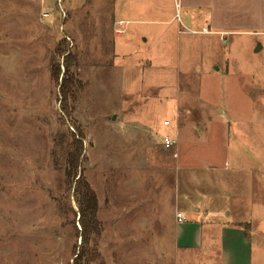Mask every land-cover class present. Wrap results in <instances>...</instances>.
Segmentation results:
<instances>
[{
  "label": "rangeland",
  "instance_id": "1",
  "mask_svg": "<svg viewBox=\"0 0 264 264\" xmlns=\"http://www.w3.org/2000/svg\"><path fill=\"white\" fill-rule=\"evenodd\" d=\"M164 2L167 22L130 23L138 31L119 37V0H0V264H75L82 230L65 144L79 130L102 226L83 264H193L176 219L197 213L177 202L200 184L231 192L221 219L244 221L253 264H264V27L205 37L182 23L181 0ZM215 65L218 76L202 73Z\"/></svg>",
  "mask_w": 264,
  "mask_h": 264
},
{
  "label": "crops",
  "instance_id": "2",
  "mask_svg": "<svg viewBox=\"0 0 264 264\" xmlns=\"http://www.w3.org/2000/svg\"><path fill=\"white\" fill-rule=\"evenodd\" d=\"M181 1L182 23L192 29V32H199L205 37H209L208 35L212 33V36L220 35V37L227 35L238 37V34L241 37H247L248 31L244 30L248 27H264V0ZM119 7L125 16L121 19H126L125 21H128L129 24L167 22L168 5L164 0H149L145 5L138 0L131 2L119 0ZM205 29H209L211 33L205 32ZM127 31L128 33L136 32L138 28H128L127 26ZM261 47L262 44L258 49ZM215 66L216 68H208L202 73L218 76L222 68L218 65ZM190 182L186 179L182 180L183 185L199 187ZM201 186L200 184L198 193L188 192L184 189L177 202V205L181 206L183 210L191 207L197 213L186 222H179L178 218L176 219V241L183 249L185 258L191 259L193 264H253L254 239L250 230L248 231V228L243 226L242 222L244 221L229 222L221 219L220 216L223 207L221 202L223 203L224 197L230 196L231 192H223L219 184L215 190H209L210 186H206L205 191H202ZM246 186L245 193L248 195L249 185ZM212 200L218 203L216 202L214 207H209ZM188 203H191V206H188ZM183 213L186 216L185 212ZM206 217L210 219H206ZM212 219H217V221ZM217 239L221 244V255L218 259H212ZM204 249L208 250L204 252ZM202 258H207L209 262H200ZM178 264L180 263L178 262Z\"/></svg>",
  "mask_w": 264,
  "mask_h": 264
},
{
  "label": "trees",
  "instance_id": "3",
  "mask_svg": "<svg viewBox=\"0 0 264 264\" xmlns=\"http://www.w3.org/2000/svg\"><path fill=\"white\" fill-rule=\"evenodd\" d=\"M72 56L68 55L65 60V71L61 84V93L63 102L67 105L70 98H75V83L76 76L72 72L71 62ZM54 76L59 81L62 75L60 64L53 67ZM84 134L81 130L73 135L72 141H69L65 153V178L66 185L71 188L75 185L76 199L79 205V221L81 225L82 246L75 259V264H83L86 255L88 254L91 241L94 236H99L102 233L101 222L98 219V196L95 190L91 187L83 169L81 168L82 156L84 153ZM65 141H63L64 143ZM245 227V226H244Z\"/></svg>",
  "mask_w": 264,
  "mask_h": 264
},
{
  "label": "built area",
  "instance_id": "4",
  "mask_svg": "<svg viewBox=\"0 0 264 264\" xmlns=\"http://www.w3.org/2000/svg\"><path fill=\"white\" fill-rule=\"evenodd\" d=\"M117 24H118V27L116 28L117 35L118 36L125 35L127 33V26L129 25V22L125 21V20H119L117 22ZM205 32H209V31L207 29H205ZM164 122L166 125L170 124V122L168 120H165ZM165 144L167 147H172V146L177 147L179 144V139L177 137L176 138L166 137L165 138ZM176 156H178V153L176 154ZM177 218H178L179 222H186L187 221L186 216L182 212L178 213Z\"/></svg>",
  "mask_w": 264,
  "mask_h": 264
},
{
  "label": "water",
  "instance_id": "5",
  "mask_svg": "<svg viewBox=\"0 0 264 264\" xmlns=\"http://www.w3.org/2000/svg\"><path fill=\"white\" fill-rule=\"evenodd\" d=\"M260 47V46H259Z\"/></svg>",
  "mask_w": 264,
  "mask_h": 264
}]
</instances>
